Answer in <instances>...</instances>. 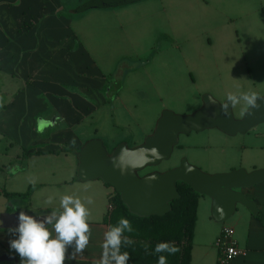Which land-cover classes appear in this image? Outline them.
Masks as SVG:
<instances>
[{
  "label": "crops",
  "instance_id": "obj_1",
  "mask_svg": "<svg viewBox=\"0 0 264 264\" xmlns=\"http://www.w3.org/2000/svg\"><path fill=\"white\" fill-rule=\"evenodd\" d=\"M80 20V17L63 13L57 0H0V85L6 96V101L1 102L2 120L10 122L7 130L1 129L0 134L5 130L11 138L25 139L31 145L27 148L28 155L25 150H18L0 164V177H3L0 197L8 199L4 192L23 193L33 186L28 203L8 200L17 204L18 210L35 215L59 208L60 197L65 194L93 198L89 245L83 254L76 259H66L65 264H95L101 258L104 233L111 226L110 215L114 209L112 187L102 180L84 182L77 178L76 153L93 138L103 139L109 149L120 143L141 144L137 140L131 144L127 137L88 135L84 138L86 133L79 130L91 119L101 122L103 114L104 117L114 116L122 105L119 96L112 102L107 99L108 81L79 38L75 25ZM253 88L259 96L264 95V87L255 83ZM220 94L222 97L217 95L216 98L226 101L227 93ZM208 131H218L220 140L227 144V154L218 158L228 165L215 173L264 168V123L235 136L220 130ZM68 136L72 138L71 143L64 142ZM231 149L240 153V157L228 162ZM22 158L25 164H13V160ZM9 167L6 174L5 169ZM30 177L36 179L34 185ZM244 193L257 204V214L239 204L224 223L213 219L211 199L200 196L189 264H219L216 240L225 226L234 229L233 238L248 252L247 256L237 257L229 264H264V182L244 189ZM49 196L53 197L51 204ZM9 229L0 228V258L5 256L0 264H21L19 254L10 247V241L17 238V234ZM73 250L74 246L69 247L68 255Z\"/></svg>",
  "mask_w": 264,
  "mask_h": 264
},
{
  "label": "rangeland",
  "instance_id": "obj_2",
  "mask_svg": "<svg viewBox=\"0 0 264 264\" xmlns=\"http://www.w3.org/2000/svg\"><path fill=\"white\" fill-rule=\"evenodd\" d=\"M57 2L63 13L81 18L75 25L79 38L109 83L123 71L119 75L120 88L116 85L122 105L114 116L108 114L106 118L103 114L101 122L91 119L81 127L79 130L86 133L84 138L127 137L131 144L134 140L142 143L165 109L191 114L202 107L205 94L222 102L216 98L222 97L221 92L255 91V83L264 87V0H145L112 10L91 9L81 16L76 12L89 6L91 0ZM5 98L0 85V130L10 126L9 121L2 120L1 102ZM243 108L242 104L233 108L236 118L243 117ZM5 130L0 134V164L16 151L31 148L28 141L15 140ZM208 130L180 135L182 146L174 148L170 160L140 174L166 171L179 165L182 158L207 173L224 170L228 163L218 157L227 154V144L220 140L218 131ZM64 140L71 143L72 138ZM230 151L228 162L239 159L240 153ZM13 162L25 161L22 158ZM25 209L30 211L29 207ZM16 210L17 204L0 197V214ZM121 217L120 209L115 207L111 227Z\"/></svg>",
  "mask_w": 264,
  "mask_h": 264
},
{
  "label": "water",
  "instance_id": "obj_3",
  "mask_svg": "<svg viewBox=\"0 0 264 264\" xmlns=\"http://www.w3.org/2000/svg\"><path fill=\"white\" fill-rule=\"evenodd\" d=\"M209 97L214 98L205 94L202 107L191 114L163 110L153 132L136 146L120 143L109 149L101 138L88 140L76 153L77 178L84 182L102 180L120 194L130 213L141 218L168 214L172 210L171 202L181 197L178 181L211 199V215L217 223L228 221L239 204L257 214V204L245 195L244 189L264 182V168L253 171L239 168L210 174L182 158L179 165L166 171L140 174L148 167L170 160L180 135L216 128L228 136H235L264 123V96L258 101L259 109H249L240 119L235 117L231 106L229 115L223 113L221 104L226 101L214 98L217 102L212 104ZM114 162L119 163V167ZM20 211L1 213L0 228L17 227ZM27 213L38 219L50 214ZM4 259L5 256L1 257L0 263Z\"/></svg>",
  "mask_w": 264,
  "mask_h": 264
},
{
  "label": "clouds",
  "instance_id": "obj_4",
  "mask_svg": "<svg viewBox=\"0 0 264 264\" xmlns=\"http://www.w3.org/2000/svg\"><path fill=\"white\" fill-rule=\"evenodd\" d=\"M260 97L255 91L229 92L226 102L222 103V111L229 115V108L238 104L244 106L243 111L259 109ZM209 101L215 104L217 101L209 97ZM243 114V112H242ZM119 167V163L114 162ZM34 185L36 179L29 178ZM53 197H48L51 204ZM94 203L91 196L83 199L78 195L65 194L60 197L59 208H53L50 214L38 219L21 210L18 214L19 224L9 229V232L17 234V238L10 241L11 249L15 250L21 264H65L66 259H76L78 255L87 249L92 230L91 205ZM134 229L129 219L121 217L118 222L104 233L102 255L95 264H128L130 254L122 251V247L133 245L135 242L125 233H131ZM74 250L68 255L69 247ZM147 251L149 245H144ZM180 251L174 243L162 242L155 246L154 253H168L174 255ZM152 254V253H149ZM157 264H167L164 255H159Z\"/></svg>",
  "mask_w": 264,
  "mask_h": 264
},
{
  "label": "trees",
  "instance_id": "obj_5",
  "mask_svg": "<svg viewBox=\"0 0 264 264\" xmlns=\"http://www.w3.org/2000/svg\"><path fill=\"white\" fill-rule=\"evenodd\" d=\"M141 1L145 0H115L112 2L92 1L89 6L79 9L76 15L78 13V16H81L85 11L91 9H115L140 3ZM122 72L123 71L120 70V72L115 74L111 84L106 77L108 81L107 98L117 97L118 89L121 85L119 82L122 80V77L120 78L119 75ZM116 85H119V88H116ZM28 154L29 153L25 150V155ZM177 188L181 197L171 202L172 210L168 214L162 217L151 216L146 218H141L130 213L127 206L122 202L120 194L114 190L111 196L113 208H119L125 218L134 222V224H132L134 231L131 232L130 235L126 232L125 235L135 243L127 247H122V251H127L130 254L128 264H157L159 255H164L166 257L167 264H189L191 259L193 232L197 219V204L201 195L181 181L177 182ZM33 189L34 187L31 186L23 193L4 192V194L8 199H16L28 203ZM162 242L174 243L179 247L180 251L174 255L168 253H154L155 246ZM145 244L149 245L147 251L144 248Z\"/></svg>",
  "mask_w": 264,
  "mask_h": 264
},
{
  "label": "built area",
  "instance_id": "obj_6",
  "mask_svg": "<svg viewBox=\"0 0 264 264\" xmlns=\"http://www.w3.org/2000/svg\"><path fill=\"white\" fill-rule=\"evenodd\" d=\"M233 235L234 229L225 226L216 240V245L219 248V264H229L237 257L247 256V250L238 245Z\"/></svg>",
  "mask_w": 264,
  "mask_h": 264
}]
</instances>
